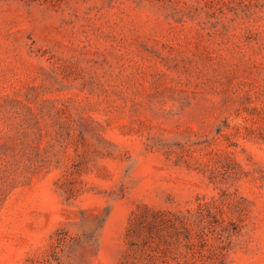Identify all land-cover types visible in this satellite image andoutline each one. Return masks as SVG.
<instances>
[{
    "label": "rangeland",
    "instance_id": "374dc122",
    "mask_svg": "<svg viewBox=\"0 0 264 264\" xmlns=\"http://www.w3.org/2000/svg\"><path fill=\"white\" fill-rule=\"evenodd\" d=\"M0 264H264V0H0Z\"/></svg>",
    "mask_w": 264,
    "mask_h": 264
}]
</instances>
